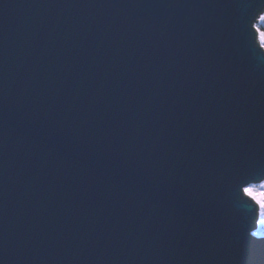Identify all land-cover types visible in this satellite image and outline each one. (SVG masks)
I'll use <instances>...</instances> for the list:
<instances>
[{
	"label": "water",
	"instance_id": "water-1",
	"mask_svg": "<svg viewBox=\"0 0 264 264\" xmlns=\"http://www.w3.org/2000/svg\"><path fill=\"white\" fill-rule=\"evenodd\" d=\"M264 0H0V264H264Z\"/></svg>",
	"mask_w": 264,
	"mask_h": 264
},
{
	"label": "snow or ice",
	"instance_id": "snow-or-ice-1",
	"mask_svg": "<svg viewBox=\"0 0 264 264\" xmlns=\"http://www.w3.org/2000/svg\"><path fill=\"white\" fill-rule=\"evenodd\" d=\"M257 21L264 25V11H262ZM252 28L256 33V47L264 52V28L258 27L253 23ZM238 194L252 201L258 210V219L253 222L260 226V230L251 231L250 235L257 240H264V175L247 177L237 184Z\"/></svg>",
	"mask_w": 264,
	"mask_h": 264
},
{
	"label": "rangeland",
	"instance_id": "rangeland-1",
	"mask_svg": "<svg viewBox=\"0 0 264 264\" xmlns=\"http://www.w3.org/2000/svg\"><path fill=\"white\" fill-rule=\"evenodd\" d=\"M257 26H258V27H259V26H260V27H264V25H260L259 23H257ZM256 230H260V226H259L258 224H257V228H256ZM256 230H255V231H256Z\"/></svg>",
	"mask_w": 264,
	"mask_h": 264
},
{
	"label": "trees",
	"instance_id": "trees-1",
	"mask_svg": "<svg viewBox=\"0 0 264 264\" xmlns=\"http://www.w3.org/2000/svg\"><path fill=\"white\" fill-rule=\"evenodd\" d=\"M260 27V26H259ZM261 28H264V27H261Z\"/></svg>",
	"mask_w": 264,
	"mask_h": 264
}]
</instances>
